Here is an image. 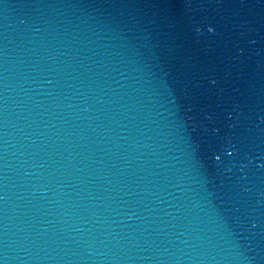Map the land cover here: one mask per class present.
Here are the masks:
<instances>
[{
	"label": "water",
	"instance_id": "95a60500",
	"mask_svg": "<svg viewBox=\"0 0 264 264\" xmlns=\"http://www.w3.org/2000/svg\"><path fill=\"white\" fill-rule=\"evenodd\" d=\"M0 264H184L66 0H0Z\"/></svg>",
	"mask_w": 264,
	"mask_h": 264
}]
</instances>
